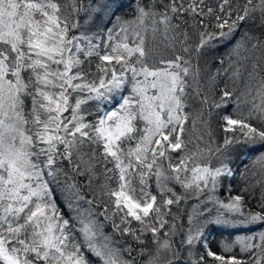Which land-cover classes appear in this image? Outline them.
Listing matches in <instances>:
<instances>
[{
    "label": "snow or ice",
    "instance_id": "snow-or-ice-1",
    "mask_svg": "<svg viewBox=\"0 0 264 264\" xmlns=\"http://www.w3.org/2000/svg\"><path fill=\"white\" fill-rule=\"evenodd\" d=\"M202 5L203 0H191L187 6L183 0L160 5L155 0L148 4L137 0L134 16L124 19L116 16L119 0H94L88 10L91 23L102 20L104 14L116 17L105 43L111 52L101 55L92 37L83 33L70 35L79 27L78 22H72L83 11L79 0H65L63 5L59 0H0V264H138L131 246L117 247L119 242L104 231L98 216L112 221L113 233L132 236L140 245L145 243V233L152 234L155 247L140 248L139 264H178L180 251L172 239L176 235L175 224L164 231L163 237L159 233L168 223L165 217L170 214L171 205H179L193 195L197 199L206 195L207 200L201 201L205 205L203 211L194 206L189 214L193 226L181 240V245L186 244L189 249L202 238L204 223L231 227L264 225V194L260 210L248 213L241 210L240 196L232 197L227 204L215 198L219 178L232 173L223 161L215 168L210 167L211 161L201 163L207 158L199 142L197 151L180 155L177 163L172 162L173 154L185 153L191 142L184 139L190 99L194 95L202 105L208 104L207 96L200 97L199 67L194 71L191 59L184 55L189 53L188 34L181 33V25L173 21L184 14L195 21L194 26L207 29L209 25L204 24L203 17L215 13L212 8L204 12ZM225 6L229 9L228 18L215 15V27L220 31L200 32L197 55L215 40L231 39L240 22L252 20L255 24L257 14L259 27L264 29V0H244L237 5L235 19H231V0H223L221 12ZM245 36L251 45L245 47L249 54L237 61L231 73L234 81L243 79L245 90L235 97L236 118L223 117L225 132L233 135L226 136L215 152L209 149V155H223L236 146L264 148V33ZM156 40L166 49L171 48L173 56H162L158 63L149 64L152 49L148 45ZM177 44L181 51L176 50ZM241 47L240 43L236 46L238 57ZM254 52L260 55H252ZM80 54L98 56L101 63L97 65V79L88 80L80 71ZM243 61H251L250 67ZM129 85V94L123 95ZM234 95L235 89L229 91L226 86L220 100L213 101L211 107L227 108ZM117 96L118 107L104 111L95 122L87 120L92 113H84L83 105L89 101L111 103ZM26 99H31L27 110ZM249 103L251 107L245 115L241 104ZM197 119L207 124L203 112ZM252 120L259 126L253 125ZM196 123L197 120L192 121L193 128ZM197 140L202 141L203 135ZM64 161L75 175L87 176L89 186L99 179L97 167L101 168V197L114 198L111 215L107 206L103 212L94 213L95 196L86 201L88 207L81 206L84 196L75 176H69L62 167ZM258 162L264 168V155ZM137 177L139 196L132 183ZM153 178L162 203L148 190ZM113 179L117 188L110 187ZM170 183L180 184L184 191L177 193ZM53 184L60 188L73 213L70 219L64 217L55 201ZM209 184L212 192L206 193ZM208 202L242 219H230L221 213L214 220L201 223L198 217L208 211ZM132 220L139 223L138 229L131 226ZM258 236L260 244L251 242L254 237L238 238L237 243L242 252L260 248L262 255L255 264H264V231ZM204 247L207 256L219 264H247L235 256L226 258L214 253L206 242ZM231 250L232 246L224 245V251ZM202 261L204 256L199 261L192 260V264Z\"/></svg>",
    "mask_w": 264,
    "mask_h": 264
},
{
    "label": "rangeland",
    "instance_id": "rangeland-1",
    "mask_svg": "<svg viewBox=\"0 0 264 264\" xmlns=\"http://www.w3.org/2000/svg\"><path fill=\"white\" fill-rule=\"evenodd\" d=\"M140 2L143 4H148L152 3L153 0H140ZM155 2L160 5L162 3H169L170 0H155ZM180 2L181 0H177V3ZM190 2L191 0H183L185 6H187ZM243 2L244 0H231V19H235L237 5H242ZM60 3L63 5L62 2ZM93 3L94 0H87L85 3L81 4L83 11H81L78 14L77 18L72 21L73 23H75L77 19L80 20V28L72 30L70 34L73 33L74 35H80L81 33H83L92 37L94 34L93 30H95V28L96 31H102L105 28L106 34L108 36V29L112 28L113 25L116 23V17L113 16L110 18L108 14H105L102 20H98L101 26L97 24H92L90 22L91 17H89L88 15V10L89 5ZM130 3V6L126 10L117 11L116 16H119L124 19H131L136 11L137 0H130ZM222 3L223 0H203L202 7L204 12H207L208 8H212L215 15H220L223 18H228V6H225L224 11L221 12L220 6ZM215 15L203 17L204 24L209 25L207 29L202 26H194L195 21L190 16L184 14H181V18L174 20L173 23L181 25V33L185 32L184 28L187 24H192L193 27L198 31L199 35L200 32L203 31L219 32L220 29L215 27ZM84 16L89 18H83ZM199 19H201V17H196V20ZM185 21H187V23H185ZM248 31L249 32L247 33L256 36H259L261 35V33H264V29H261L259 25H255V27L249 28ZM251 31L253 33H251ZM245 34L238 33L235 39H232L231 41H229V39L228 42L223 41L222 45L224 46V48L219 49L220 51L202 50L199 55L195 54L192 59L190 58L194 63V69H196L197 66L199 67V87L201 90L200 97L202 98L204 96H207L208 104H213V101L218 102L222 95V89H224L226 86L229 91H233V89H235V95L232 97V104H230L227 108L219 109L221 110V113L219 115L209 113L206 114L203 110L202 104L200 103V98H197L193 95V98L189 101V107L186 109V111L190 114V118L186 123V132L184 135L185 141L191 142L188 144V150L185 153L173 154V159L176 163L178 162L180 155H191L193 151H197V143L199 142V147L204 150V155L207 158L206 160L201 161V163L211 161L210 167L212 168L219 167L221 165V162H218L219 159L215 158L217 155H209L208 150L211 149L212 152H215L217 146L223 145L226 136L230 137L233 135V133L231 132H225L226 122L223 120V117L225 115H233V117L236 118L238 113H234L235 97L240 96L241 91L245 90L243 79L237 82L231 78L232 70L236 67L237 61H240L242 56L249 54L245 52V47L250 48L251 45L250 43H246ZM180 39H183L182 35ZM216 41L217 40L213 41L212 44H215ZM227 43L228 45L225 46L224 44ZM238 43L243 45V47L239 49L241 54L239 57L236 55V46ZM218 45L220 48V43ZM148 46L152 49L148 60L149 64L158 63L159 59L162 56L165 58H170L173 56L172 49H166L164 45L160 43L159 40L150 42ZM176 50L181 51V45L177 44ZM252 55L258 57L260 53L254 52L252 53ZM243 63L248 64L249 67L251 65V61H243ZM244 79H247L246 73ZM188 91L191 92L192 89L189 88ZM249 107H251L250 103L247 105L241 104V111H243V113L246 115ZM201 112H203L204 120L207 121L206 125L200 123L197 119ZM193 120H197L195 128H193ZM251 123L255 126H259L256 120H252ZM201 135H203V140L198 141L197 138ZM247 148L248 147L244 146H236L234 148H231L227 153L228 159L231 158V160L221 159V161H224L223 163L227 165V168L231 171L232 175H222L219 178V183L214 192L215 198L219 199L224 204L229 203L232 197H242L241 210L244 213H248L249 211H259L261 197L262 194H264V168H262L261 164L258 162L259 158L264 155V148H260L259 146H257L256 148H250V153L246 151ZM188 166L189 168H191L192 163L189 162ZM109 167H111V165H109ZM236 167L241 169L237 172ZM103 183L104 177L102 175L100 180V186ZM150 185L151 186L148 190L152 193V195L157 196L158 203H162L163 197H161L159 189L155 184L154 178L150 181ZM169 186L172 187L177 193H181L184 191L181 188L180 184L170 183ZM110 187L117 188L116 179H113L110 182ZM102 191L103 189L99 187V190L96 191V195L94 194V196H96L97 204L102 205L103 211L105 210V206H107L109 208V215H111V210L113 209L112 200L114 198H109L107 195H103V197H101ZM205 192H212L211 184H209L208 188L205 189ZM170 195L171 194L169 193V196ZM206 200V195H201L199 199H197L194 195L189 196L186 201L182 200L179 205H171V212L165 217L168 223L165 225L164 229H161L159 235L163 237L164 231L169 230L172 227L173 223L175 224L176 235H174L172 239L174 241V246L180 251V260L178 261V264H192V260L199 261L201 256H204V261H202L201 264H219L218 261H215L212 257L207 256V249L204 247L205 242L207 243L208 248L216 254L224 255L226 258L235 256L237 259L247 262V264H255V260L262 255L260 248L257 247L242 252L241 245L237 243V239L254 237L251 242L253 244H260L261 241L259 239L258 233L264 231V225L257 224L248 227H231L218 225L215 223H204L202 238L196 241L191 246V249H189L186 244L181 245V240L186 236L189 228L193 226L189 223V214L193 212L194 206H198L200 210L203 211L205 209V205L201 203V201ZM206 207L208 211H205L204 215H208L211 217L215 216L214 218H216L219 214L223 213L224 216H232L228 212V210L220 207V205L214 202H208ZM164 211L167 212L168 210L164 209ZM174 217L175 220L173 219ZM97 218L100 221L102 220V222L104 223L105 220L103 216H98ZM128 219L131 220L130 217ZM115 220L117 224L120 223L119 216L115 217ZM198 221L201 223L204 222L199 220V217ZM105 222H107V225L104 224V228L105 226L106 228L109 227V229H111V231L113 232L112 221L108 220ZM131 226L133 228H136V225L133 220ZM115 234L120 236L118 232H116ZM143 239L145 240V243L143 245H140L134 239V244L136 246V249L134 250V256L137 257L138 264L141 259L137 255L140 248L143 247L148 250H153L155 247L152 242V234L150 232L147 234V236H143ZM117 241L119 242L117 244V247L127 248L122 242H120V240ZM225 244L232 246V250L230 252L224 251ZM124 255L127 258L128 254L124 253Z\"/></svg>",
    "mask_w": 264,
    "mask_h": 264
},
{
    "label": "trees",
    "instance_id": "trees-1",
    "mask_svg": "<svg viewBox=\"0 0 264 264\" xmlns=\"http://www.w3.org/2000/svg\"><path fill=\"white\" fill-rule=\"evenodd\" d=\"M87 0H79L80 4L85 3ZM59 2H62L63 4L65 3V0H59ZM120 2V7L117 11H123L126 10L129 6H130V0H119ZM136 3V2H135ZM105 15V14H104ZM103 15V16H104ZM78 16V15H77ZM77 16L73 17V20H75L77 18ZM90 17V16H89ZM89 17H83V18H89ZM99 19L96 20L95 23L92 24H97L99 26H101V24L98 21ZM79 23V27L80 28V20L77 19V21L75 23ZM247 23V24H246ZM255 25H259V16L257 14V19H256V23L253 24L252 20H248L246 22H240L239 27L236 29V31L233 33L231 39L229 41H231L232 39H235V37L238 35V33H247L249 32L248 29L249 28H253L255 27ZM90 27V25H89ZM83 28V27H81ZM184 31L187 32L189 39L186 42V45H188L189 47V53L185 54L186 58H193V56L196 53V46L199 44L200 42V35L198 34V31L193 27L192 24H187L185 25ZM93 36H92V43L93 44H98L99 45V49L98 51L100 52V54H104L106 51L108 53L111 52V48H105V43L108 42V36L106 34V30L105 28L102 31H96L93 30ZM251 33H253L251 31ZM70 35H74L73 33ZM91 37V36H90ZM224 40H217L215 42V44H212L211 47H207L204 48L203 50H218L219 49H223L224 46L222 45ZM115 42V41H113ZM228 42V41H227ZM217 43V44H216ZM220 43V48H219V44ZM218 45V46H217ZM225 46L228 45L224 44ZM85 47H87V45L85 44ZM80 59L83 61V63L80 66V71L82 73H84L87 76L88 80H93V79H97V65L101 63V61L99 60L98 56L93 55L91 57H86L83 54H80ZM192 62V60H191ZM193 64V69H194V63ZM195 70V69H194ZM27 75V74H26ZM189 82L192 83V80L189 79ZM130 91V85L128 88L124 89L123 95H128ZM120 100V97L117 96L111 103H104L103 105L97 104L96 102L93 101H89L87 104L83 105V111L84 113H92V115L87 116V120L91 121V122H95L96 119L100 116L103 115L104 111H109V110H113L118 106V101ZM72 102H75V97L72 98ZM212 104H207V105H202L203 110L205 111V113H209V109H211V114H220L221 110L211 107ZM31 108V99H26V110ZM67 115V114H66ZM138 126L142 127V124L140 122H138ZM131 146L134 147L135 146V141L131 142ZM128 147V142H125V148ZM243 149V148H242ZM229 151V150H228ZM227 152H225L223 155H217L215 158L219 159L218 162H221V159L223 160H231V158L228 159L227 157ZM248 153H250V148H247ZM174 164L176 163L175 160L173 159L172 161ZM224 162V161H223ZM165 168H167V163L165 162ZM62 167L65 169V171L68 173L69 176H75V181L78 184L80 190H81V195L84 196V201L81 202V206L82 207H88L86 201L88 200H92L94 198V194L96 193V191L99 190L100 187V180L102 177V170L101 168L97 167V173L99 175V179H94L92 182V185L89 186L88 184V179L87 176H81V175H75L72 171H71V166L68 164L67 161H64L62 164ZM237 168V172L241 169V168ZM182 178H183V174H182ZM188 179L191 180L192 179V173L189 172L188 173ZM61 180H63V176L61 177ZM133 187H135L136 189V195L139 196L141 195L140 193V185L138 182V177L136 179H133ZM52 191L55 197V201L60 209V211L62 212V214L64 215V217L66 219H70L73 215V213H71L67 207V201L65 199V197L61 194V190L60 188H58L55 184L52 185ZM96 195V194H95ZM96 198V196H95ZM93 211L94 213L98 214L103 212V208L102 205L100 204H94L93 206ZM126 211V209H125ZM215 217V216H214ZM208 216V215H204V216H200L199 220L201 221H211L214 220L215 218ZM230 219H242V217L240 216H229ZM103 219V218H102ZM131 219V217H130ZM102 221V220H101ZM136 228L138 229L140 227L139 223L135 220H133ZM104 224L107 225V222L104 221ZM105 232L111 233L115 239L120 240V242H122L126 247L131 246V248L133 249L132 255L134 256V250L136 249V246L134 244L135 240L133 239L132 236H119L115 233H113L111 231V229H109V227L106 228L105 226ZM149 233V232H148ZM148 233H145L144 236Z\"/></svg>",
    "mask_w": 264,
    "mask_h": 264
}]
</instances>
